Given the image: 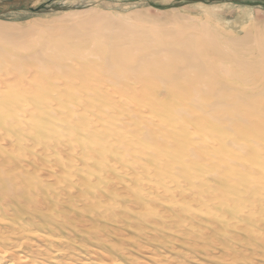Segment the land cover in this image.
I'll use <instances>...</instances> for the list:
<instances>
[{
	"label": "bare ground",
	"instance_id": "bare-ground-1",
	"mask_svg": "<svg viewBox=\"0 0 264 264\" xmlns=\"http://www.w3.org/2000/svg\"><path fill=\"white\" fill-rule=\"evenodd\" d=\"M170 15L77 10L39 27L0 22L2 145L15 149L25 132L43 147L80 150L84 164L72 181L61 161L53 182L66 183L53 187L0 146V216L19 244L69 230L104 247L99 217L116 213L83 198L78 185L114 177L102 198L148 205L180 197L184 211L196 201L214 227L244 221L264 229V24L223 39L208 23L171 25ZM16 39L24 52L9 48ZM64 208L57 218L46 212ZM75 209L92 214L96 228H85ZM27 254L7 264L40 263Z\"/></svg>",
	"mask_w": 264,
	"mask_h": 264
},
{
	"label": "rangeland",
	"instance_id": "rangeland-1",
	"mask_svg": "<svg viewBox=\"0 0 264 264\" xmlns=\"http://www.w3.org/2000/svg\"><path fill=\"white\" fill-rule=\"evenodd\" d=\"M4 1L7 0H0ZM77 10H95L115 17L126 16L137 10L144 11L151 17L170 12L171 25L198 27L208 23L223 31V39L244 36L254 25L264 24V0H30L19 9L0 12V22L20 24L22 29L32 25L39 27L56 16ZM40 44L41 42H37L30 49L38 48ZM13 45L14 47L9 48H16L19 52L25 51L19 39L14 40ZM12 55L15 54L9 53L5 58L8 59ZM22 138L20 144L15 142V149L4 143L2 145L4 141L1 139L0 146L17 159L20 165L26 163L28 166L32 163V168L25 165L24 169L31 168L33 176L53 183V187L66 183L53 182V175L59 170L61 161L68 166L67 170H74L68 179L77 181V175H81L78 170L84 168L80 150L62 147L65 145H57L55 142L43 147V144L34 142L25 132ZM60 150L64 154H61ZM106 162L120 166L112 159ZM118 179L120 177L107 180L114 182ZM107 180L94 179L89 185L77 186L83 189V198L88 197L96 204L112 207L116 213V216L109 218L99 217L98 228L105 231L104 236H101V239L106 240L104 247L94 246L92 241H84L81 234L83 232L69 230H63L60 234L53 233L59 236L56 238H53V234L47 236L48 241L38 240L31 234L33 237L27 244H19L17 241L21 238L11 230L5 229L6 223H10L7 222V217L0 216V236L9 235L10 241H13L10 244L5 241L4 246L0 244V249L9 248L3 257L0 254V264H7L14 255L27 254L26 252L37 259L39 264H264V229L261 227L250 226L244 221L237 222L236 226L231 224L230 227H225V230L214 227V220L196 201H185L189 209L184 211V199L180 197L170 202V197L165 199L160 196V200L151 201L148 205L121 198L112 201L110 196L102 198L100 194L105 193ZM76 204L80 206V201ZM80 210L75 209V213L78 218H84V227L94 230L96 226L88 221L92 214ZM67 211L65 208L57 212L46 209L54 218L61 213L68 214ZM212 211L216 210L212 208ZM222 216L228 221H235L231 213H223ZM71 234L73 236H70ZM58 250L59 254L55 253Z\"/></svg>",
	"mask_w": 264,
	"mask_h": 264
},
{
	"label": "water",
	"instance_id": "water-1",
	"mask_svg": "<svg viewBox=\"0 0 264 264\" xmlns=\"http://www.w3.org/2000/svg\"><path fill=\"white\" fill-rule=\"evenodd\" d=\"M30 0H7L0 2V12L8 11L11 9H19L28 3Z\"/></svg>",
	"mask_w": 264,
	"mask_h": 264
}]
</instances>
